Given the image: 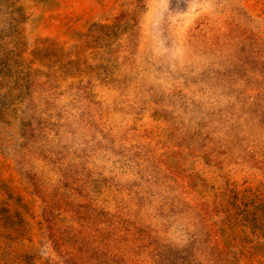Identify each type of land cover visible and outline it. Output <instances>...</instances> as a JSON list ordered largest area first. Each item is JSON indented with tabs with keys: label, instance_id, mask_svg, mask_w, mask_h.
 <instances>
[{
	"label": "rangeland",
	"instance_id": "obj_1",
	"mask_svg": "<svg viewBox=\"0 0 264 264\" xmlns=\"http://www.w3.org/2000/svg\"><path fill=\"white\" fill-rule=\"evenodd\" d=\"M0 264H264V0H0Z\"/></svg>",
	"mask_w": 264,
	"mask_h": 264
}]
</instances>
